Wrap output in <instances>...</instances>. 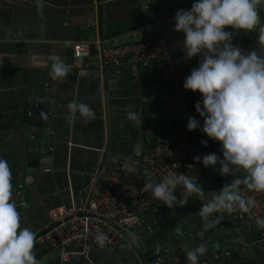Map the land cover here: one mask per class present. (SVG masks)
I'll use <instances>...</instances> for the list:
<instances>
[{"label": "crops", "instance_id": "1", "mask_svg": "<svg viewBox=\"0 0 264 264\" xmlns=\"http://www.w3.org/2000/svg\"><path fill=\"white\" fill-rule=\"evenodd\" d=\"M192 2L0 0V158L8 162L12 173L13 198L21 227L36 235L47 223L50 208L85 200L94 177L102 174L105 156L112 161L119 156H139L152 151L164 139L182 133L188 135L198 156L211 152L220 155L204 133L186 130L189 116L203 123L194 107L201 94L182 86L184 77L197 66L200 57L184 58L180 43L183 33L173 30V19H165L177 9L190 7ZM259 15L262 17L261 12ZM157 17L160 20L147 24L150 18ZM98 31L115 45L159 36L166 39L168 56L143 66L155 78V92L146 96L143 76L112 71L106 80L102 75L97 77L96 72L91 73L100 69L94 64V54L79 73L69 70L62 80L50 78L48 68L41 66L50 55L72 67V43L91 39ZM237 41L243 40L239 37ZM248 45L253 49L251 42ZM43 86L54 91V97H50L54 115L45 117L52 121L53 137L47 139L52 153L42 158L38 167H31L28 112L32 94ZM72 100L88 104L95 118L85 122L78 116L69 124L66 105ZM129 110L140 114L141 124L127 119ZM201 140H208L207 146ZM191 175L197 177L206 191L205 197H209L212 193L208 191H218L231 178L245 173L236 170L232 177L221 176L198 162ZM203 202L197 195L183 206L169 208L159 203L143 213L140 225L129 233L143 262L127 241L113 250L96 249L81 263L75 257L78 254L65 263L60 250L36 241L37 264H152L162 250L172 248L185 258L189 249L201 243L206 245L207 252L199 257V262L264 264L260 231L247 227L234 211L223 213L215 227L197 236L202 230L199 209ZM220 252H230L227 262L214 258ZM234 253L238 257H233Z\"/></svg>", "mask_w": 264, "mask_h": 264}, {"label": "clouds", "instance_id": "2", "mask_svg": "<svg viewBox=\"0 0 264 264\" xmlns=\"http://www.w3.org/2000/svg\"><path fill=\"white\" fill-rule=\"evenodd\" d=\"M264 0H193L190 8L177 9L173 15V30L183 33L181 50L184 58L199 56L197 66L183 79V88L199 92L194 107L200 120L189 116L186 130H199L209 140L219 143V153L211 152L193 157L204 167H212L221 176H230L236 170L245 175L231 178L217 191L205 197V190L195 175L176 172L160 181H148L143 191H150L155 199L169 208L187 204L190 197L199 195L203 203L199 215L203 236L222 218L223 213H248L254 207L252 199L240 194V186L257 193L264 192V21L259 12ZM256 30L259 49L245 52L233 43L234 35ZM48 68L52 80H62L70 65L56 55H50L41 64ZM67 120L72 124L77 117L85 122L95 118L86 103L72 100L66 105ZM128 120L141 124L136 111L126 113ZM200 143L207 146L208 140ZM218 165V167H217ZM12 173L8 162L0 158V264H37L34 251L35 234L20 225V213L13 198ZM182 189L179 198L177 188ZM257 227H264V218L257 217ZM106 235L99 232L94 240L104 245ZM207 252L201 243L186 253L189 264H198Z\"/></svg>", "mask_w": 264, "mask_h": 264}, {"label": "built area", "instance_id": "3", "mask_svg": "<svg viewBox=\"0 0 264 264\" xmlns=\"http://www.w3.org/2000/svg\"><path fill=\"white\" fill-rule=\"evenodd\" d=\"M190 7H187L188 9ZM173 14L165 17L172 20ZM245 35L249 36V34ZM238 32L233 37V43L244 51L249 45L238 42ZM105 40L99 31L88 40H77L72 43V65L83 70L86 61L95 55L94 64L101 67H130L135 65L143 68L150 60L162 59L168 56L166 39L159 36L154 39L138 40L121 45H115ZM120 72V71H117ZM28 115L31 116L30 111ZM213 141V140H212ZM218 151L219 143L213 141ZM219 152V151H218ZM198 156L188 135L182 133L168 137L152 151L139 156L125 155L118 166L109 168L104 174L97 173L90 186L85 200L69 206H54L48 211V221L36 241L48 243L60 250L63 262L67 263L72 255L90 258L96 249L113 250L119 248L126 240L108 221L113 222L122 231L131 233L141 223L143 213L161 203L150 191L142 187L148 181H160L164 176L180 172L191 175L197 163L193 157ZM182 189L177 188L179 196ZM240 194L254 201V207L248 213L234 211L236 217L249 228L260 231L261 242L264 245V227H257V217L264 218V192L257 193L240 186ZM25 205V202H21ZM103 232L107 239L104 245H99L94 236ZM214 258L226 261L230 252H220ZM152 264H189L174 249L158 252ZM198 264H206L199 262Z\"/></svg>", "mask_w": 264, "mask_h": 264}, {"label": "water", "instance_id": "4", "mask_svg": "<svg viewBox=\"0 0 264 264\" xmlns=\"http://www.w3.org/2000/svg\"><path fill=\"white\" fill-rule=\"evenodd\" d=\"M262 13L261 20L264 21V9L260 10ZM160 17L157 18H150L148 20L147 24H152L154 22H157ZM107 32V28H106ZM239 37L243 40L242 43L245 45H248L250 42L252 44V47L254 48V45H256V49H259L260 46L257 43V31L253 30L252 32L248 33L249 36L244 34L243 30H240L238 32ZM250 49L246 50L245 52L249 51ZM70 70L72 73H79L80 70L75 68L74 66L70 67ZM84 70V69H83ZM112 71L117 72L120 71L123 74H129L131 76H143V83L145 88V94L146 96L150 95V93L155 92L156 89V82L154 76L149 73L146 69L137 67L135 65H131L130 67H101L100 69L91 71V73H97V77H102L106 80L107 78H110L112 76ZM50 97H54V91H48L47 86L40 87L36 89L35 93L32 94L31 103H30V113L31 116L28 119V131L30 133V138L28 140V157L29 161L28 164L31 167H38V165L41 162V159L44 157H47L51 155V147L48 146L49 140L52 136V127L51 123L52 121L46 120L45 117L48 114L49 117H53L54 113L53 110L50 108V100H52ZM52 105V104H51ZM122 157H118L117 161H112L110 156H105L103 158V169L102 174L105 173V171L108 168H113L118 166L120 160ZM35 172V170H32ZM101 174V175H102ZM109 224H111L120 234L124 237V239L132 246L133 250L137 254V256L140 258V260L143 262V258L141 253L139 252L138 248L135 246L133 240L130 238L129 234L122 231L117 225H115L113 222L108 221ZM43 232H40L35 235V241L36 239L41 236ZM79 263L83 262L84 257L83 256H75ZM233 257H238L236 253L233 254ZM84 263L86 261L84 260ZM145 263V262H144ZM236 264H242L240 262H237Z\"/></svg>", "mask_w": 264, "mask_h": 264}]
</instances>
